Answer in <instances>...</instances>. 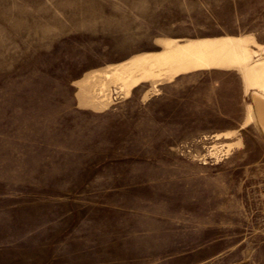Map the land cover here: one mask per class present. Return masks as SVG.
Listing matches in <instances>:
<instances>
[{
  "label": "rangeland",
  "instance_id": "rangeland-1",
  "mask_svg": "<svg viewBox=\"0 0 264 264\" xmlns=\"http://www.w3.org/2000/svg\"><path fill=\"white\" fill-rule=\"evenodd\" d=\"M225 35L264 46V0H0V264H264L238 69L80 101L160 38Z\"/></svg>",
  "mask_w": 264,
  "mask_h": 264
},
{
  "label": "bare ground",
  "instance_id": "bare-ground-1",
  "mask_svg": "<svg viewBox=\"0 0 264 264\" xmlns=\"http://www.w3.org/2000/svg\"><path fill=\"white\" fill-rule=\"evenodd\" d=\"M157 42L161 45L159 51L134 55L110 71L103 70L100 76H90L93 82L87 77L81 85L80 101L103 109L112 97L109 84H115L118 92L127 97L143 83L155 88L164 80L192 72L236 68L241 73L245 93L250 92L254 104L247 105L246 123L255 122L264 135V46L256 43L251 35L186 40L160 38ZM229 135L223 133L214 137Z\"/></svg>",
  "mask_w": 264,
  "mask_h": 264
}]
</instances>
